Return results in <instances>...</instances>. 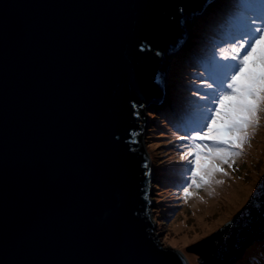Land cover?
I'll list each match as a JSON object with an SVG mask.
<instances>
[{
	"label": "water",
	"instance_id": "1",
	"mask_svg": "<svg viewBox=\"0 0 264 264\" xmlns=\"http://www.w3.org/2000/svg\"><path fill=\"white\" fill-rule=\"evenodd\" d=\"M213 2L0 0V234L4 231L8 247L5 264H121L111 239L122 226L134 228L146 246L152 245L147 215L152 173L148 157L137 150L135 134L143 125L133 115L132 101L164 103L163 76L172 53L189 38L193 17ZM145 36L153 52L163 51V59L137 51ZM130 72L149 85L139 99L128 91ZM158 73L164 74L160 84L155 83ZM261 185L264 179L242 208L252 205L237 229L221 234L223 226L187 251L200 260L191 249L205 245L202 251L210 264H225L226 258L239 262L264 240ZM167 250L172 254L164 264H187Z\"/></svg>",
	"mask_w": 264,
	"mask_h": 264
},
{
	"label": "snow or ice",
	"instance_id": "2",
	"mask_svg": "<svg viewBox=\"0 0 264 264\" xmlns=\"http://www.w3.org/2000/svg\"><path fill=\"white\" fill-rule=\"evenodd\" d=\"M204 2L208 3V0ZM214 2L220 7L209 13L198 34L193 30V66L198 69L192 77L194 87L189 81L188 96L178 98L167 113H160L177 134V139L172 143L180 160L174 162L173 167L186 170L183 183L177 186L179 193H182L179 198L184 202L198 197L202 191L214 192L216 185L224 183L218 177H228L229 168L235 171L237 160L251 146L264 119V0ZM179 11L183 16V10ZM216 28H219V34L210 38ZM2 31L7 42L3 21ZM137 51L141 54L153 52L146 36L140 38ZM153 54L157 58H164L160 49ZM256 68L259 71H255ZM163 75L158 73L155 83H162ZM148 86L138 73H129L127 87L130 94L139 99L144 96ZM144 107L142 99L132 101L133 115L137 119L142 118L140 109ZM218 124L225 126L221 129L217 127ZM114 138L119 140V137ZM128 150L135 151V148L129 147ZM144 167L147 169V163ZM150 174V170L145 173ZM260 190L264 191V185ZM252 203H255V198ZM251 207V204L248 205L235 220L226 222L221 234L237 229L241 217ZM259 223L264 229V215L259 218ZM250 225H256L255 217L250 218ZM192 243L188 241L189 245ZM111 244L122 257L121 264H164L166 257L172 254L165 245L173 249L177 247L174 241L167 238L162 243L153 239L148 247L136 230L129 226L118 228L112 235ZM0 245L3 247L5 264L8 247L4 231L0 234ZM204 247L199 245L191 251L200 255L199 264H210L209 257L202 251ZM239 259L244 260V256ZM225 264L239 262L226 258Z\"/></svg>",
	"mask_w": 264,
	"mask_h": 264
},
{
	"label": "rangeland",
	"instance_id": "3",
	"mask_svg": "<svg viewBox=\"0 0 264 264\" xmlns=\"http://www.w3.org/2000/svg\"><path fill=\"white\" fill-rule=\"evenodd\" d=\"M211 6L213 8L209 7V12L207 9L202 18L199 16L201 19L199 22L192 23L189 27L188 36L190 37L187 47L185 46L177 55L172 53V58L177 60L173 61L172 70L167 71L163 76L166 100L162 105L145 106L140 109L142 118L139 124L143 125V129L135 134L137 141L140 142L137 150L141 153L145 152L149 164L151 160L154 167L149 196L153 201L149 212L151 216L149 221L153 226L151 234L159 243H162L165 238L174 241L177 245L175 249L168 245L165 247L173 249L176 253L179 251L187 255L190 264H199V256L188 253L186 249L198 241L209 238L211 234L225 226L226 222L231 221L247 204L258 184L264 179V119H262L257 134L251 141V146L247 147L245 154L237 160L235 171L229 168L228 177L222 175L218 177L219 180L224 181L222 185H216L214 192L202 191L198 197L188 202L179 198L182 193H179L177 186L183 183L186 170L173 167L174 162L180 160L172 143L177 139V134L168 120L160 118L159 115L160 111L167 113L177 103L178 98L188 96V86L183 84L188 85L189 81L195 84L192 77L198 69L193 66V30L195 29L198 34L207 21L209 13L220 7L217 3ZM214 30L216 33L213 31L210 38H214L215 34L219 33V28ZM254 70L259 71V68ZM177 81L179 84H176ZM226 111L230 110L226 109ZM224 126V124L217 125L221 129ZM227 189L233 190L236 196L224 195L223 190ZM197 237H199L198 241ZM188 241L193 243L189 245ZM241 261L242 264H264V240L251 246L244 260Z\"/></svg>",
	"mask_w": 264,
	"mask_h": 264
},
{
	"label": "bare ground",
	"instance_id": "4",
	"mask_svg": "<svg viewBox=\"0 0 264 264\" xmlns=\"http://www.w3.org/2000/svg\"><path fill=\"white\" fill-rule=\"evenodd\" d=\"M212 9V8H211ZM207 12H209V11H207ZM206 12V13H207ZM205 14V13H204ZM204 14H202L201 15V18H202V16L204 15ZM200 16V15H199ZM201 19H200V17L198 18V17H193V23H196V22H199ZM194 25V24H193ZM194 84H192V86H193ZM137 142V141H136ZM139 144H140V142H139ZM262 147V146H261ZM144 154L145 155H147L145 152H144ZM220 190V189H219ZM224 191V195H226L227 197H230V196H236V194L234 193V191L233 190H231V189H227V190H223ZM150 193H151V189L149 190V196H150ZM147 215H148V219H150L151 220V216H150V214H149V212L147 213ZM198 242H200V241H198Z\"/></svg>",
	"mask_w": 264,
	"mask_h": 264
},
{
	"label": "trees",
	"instance_id": "5",
	"mask_svg": "<svg viewBox=\"0 0 264 264\" xmlns=\"http://www.w3.org/2000/svg\"><path fill=\"white\" fill-rule=\"evenodd\" d=\"M197 29H198V28H197ZM213 31L215 32L214 29H213ZM215 33H216V32H215ZM215 33H214V34H215ZM211 34H212V33H211ZM218 34H219V33H217V35H218ZM215 35H216V34H215ZM171 70H172V68H171ZM176 84H179V82L177 81ZM183 85L188 86L187 84H183ZM193 87H194V85H193ZM166 108H167V107H166ZM166 108H165V109H166ZM163 110H164V109H163ZM163 110H162V111H163ZM160 113H161V111H160ZM159 116H160V118L162 117L161 115H159ZM162 119H163V118H162ZM162 119H160V121H161ZM240 263H241V262H240ZM240 263H239V264H240Z\"/></svg>",
	"mask_w": 264,
	"mask_h": 264
},
{
	"label": "clouds",
	"instance_id": "6",
	"mask_svg": "<svg viewBox=\"0 0 264 264\" xmlns=\"http://www.w3.org/2000/svg\"><path fill=\"white\" fill-rule=\"evenodd\" d=\"M189 39V38H188ZM170 70H168V72H169ZM163 80H164V78H163ZM164 83H165V81H164ZM151 222V221H150ZM151 236H152V234H151ZM153 237V236H152ZM153 238H155V237H153ZM155 241H156V238H155ZM173 250V249H172Z\"/></svg>",
	"mask_w": 264,
	"mask_h": 264
}]
</instances>
